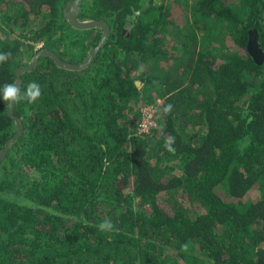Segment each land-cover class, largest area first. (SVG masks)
<instances>
[{
  "label": "trees",
  "instance_id": "1",
  "mask_svg": "<svg viewBox=\"0 0 264 264\" xmlns=\"http://www.w3.org/2000/svg\"><path fill=\"white\" fill-rule=\"evenodd\" d=\"M192 1L178 24L163 4L81 0L79 20L109 27L92 61L73 70L44 55L21 74V91L36 81L42 96L13 104L23 131L0 162V192L27 203L0 195V264H264V59L247 51L254 29L264 52V0ZM71 2L0 0V86L34 55L27 41L71 64L97 44L100 26L67 22ZM147 101L156 126L141 134ZM7 106L0 98V150L16 132Z\"/></svg>",
  "mask_w": 264,
  "mask_h": 264
},
{
  "label": "water",
  "instance_id": "2",
  "mask_svg": "<svg viewBox=\"0 0 264 264\" xmlns=\"http://www.w3.org/2000/svg\"><path fill=\"white\" fill-rule=\"evenodd\" d=\"M80 2H81V0H72L70 6L68 8V11H67L66 20L71 26H73L75 28H79V29H88V28H91L94 26H98V27L100 26L102 28V34H101L100 39L97 42V44L89 50L88 54L78 64H71V63L64 62V61L60 60L54 52H52L50 50H42L40 52H37L30 62H28L27 64H24V65H20L16 69V71H15V76H16L15 84H17L18 87H20V84H21V74L25 71H28V70L34 68L36 66L38 58L40 56H44V55L50 56L54 60V62L56 63L57 66L67 68V69H73V70L82 69V68L86 67L92 61L96 52L99 50V48L104 43V41L108 35V32H109V27H108V24L104 20H101V19H98V20H93V19H91V20H78L77 11H78V5ZM247 51L249 52V54L251 55V57L253 58V60L255 62L261 63L263 61L264 52L260 48V45H259V42L257 39V34H256V31L254 29L249 31V38L247 41ZM137 84H139L138 81L136 82V85ZM12 108H13V104H11V105L8 104L6 111H7V114L9 116H11L15 121L16 132L11 138H9L5 142L3 148L0 150V162L4 158L9 145L13 141H15L21 135V133L23 131L22 123L18 117L13 115Z\"/></svg>",
  "mask_w": 264,
  "mask_h": 264
},
{
  "label": "rangeland",
  "instance_id": "3",
  "mask_svg": "<svg viewBox=\"0 0 264 264\" xmlns=\"http://www.w3.org/2000/svg\"><path fill=\"white\" fill-rule=\"evenodd\" d=\"M142 2V8L144 7H147L151 4L153 5H156V6H159L161 4H163L164 6L166 5V8H167V21L170 20H173L175 23H183L184 20L185 21H188L189 20V16H192V6H193V1L192 0H141ZM139 14V11H135L134 14L132 15H129L127 17V23H126V26L128 28V26H130V22L129 21H133L135 16H137ZM186 18V19H185ZM79 20V19H78ZM171 28L170 25L167 24V29L169 30ZM67 34V33H65ZM70 36V34H69ZM100 39V38H99ZM166 40H167V37L166 38H163V44L166 43ZM65 42H67V39L65 38ZM28 44H30L32 46V49L31 51L35 52L34 55L37 53V52H40L42 50H46V49H43L41 48L42 47V43H33L31 41H27ZM30 51V50H29ZM51 51V50H50ZM53 52V51H52ZM227 52L229 53H233V52H236L235 50V47L232 46L230 48H228ZM219 55H221L223 53V51H220L218 52ZM34 55L32 57L30 53H27V52H24L21 56V62L22 64L21 65H24V64H27L28 62H30ZM30 58V59H29ZM138 61V60H137ZM140 64L143 66V67H147L149 66L148 62L146 59H143ZM19 67V66H18ZM17 67V68H18ZM16 68V69H17ZM16 71V70H15ZM138 88L141 87V83L137 84ZM137 104H135L136 106ZM150 105H153L155 106L152 102H146L145 104L143 103L141 106L139 105V111H141V109L145 106H150ZM138 107V105H137ZM138 117H139V120H140V117H141V114L140 112L138 113ZM156 119H157V114H156ZM23 171L26 172L29 176L27 178H30V176H33V174L35 173L33 171V169H28V168H23ZM0 195L4 196L5 198H8V199H11V200H14L16 202H20V203H27V200L26 198L23 196V195H17L14 194V193H3L2 191L0 192ZM159 198L166 202L167 204H169L170 206L174 207V208H181L179 205H177V200H176V197L175 195L172 193H162L159 195ZM183 209H186V208H183Z\"/></svg>",
  "mask_w": 264,
  "mask_h": 264
},
{
  "label": "clouds",
  "instance_id": "4",
  "mask_svg": "<svg viewBox=\"0 0 264 264\" xmlns=\"http://www.w3.org/2000/svg\"><path fill=\"white\" fill-rule=\"evenodd\" d=\"M67 16V15H66ZM9 58V54H0V63H4ZM42 96V89L38 82L31 81L27 87L21 91L20 87L15 83H6L0 86V98L8 104H18L27 102L29 104L36 103ZM171 110V105L167 106L164 111ZM174 138L169 137L165 142V148L167 151L174 153L175 149L172 147ZM101 231H110L113 227L112 222L105 219L98 226Z\"/></svg>",
  "mask_w": 264,
  "mask_h": 264
},
{
  "label": "built area",
  "instance_id": "5",
  "mask_svg": "<svg viewBox=\"0 0 264 264\" xmlns=\"http://www.w3.org/2000/svg\"><path fill=\"white\" fill-rule=\"evenodd\" d=\"M156 113L157 107L153 105L145 106L141 109V117L138 124L139 133L149 134L150 129L156 126Z\"/></svg>",
  "mask_w": 264,
  "mask_h": 264
}]
</instances>
